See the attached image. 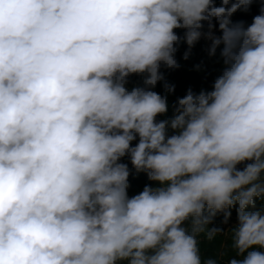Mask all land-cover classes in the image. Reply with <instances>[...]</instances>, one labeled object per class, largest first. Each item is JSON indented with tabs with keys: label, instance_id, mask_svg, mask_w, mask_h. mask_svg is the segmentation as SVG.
<instances>
[{
	"label": "clouds",
	"instance_id": "obj_1",
	"mask_svg": "<svg viewBox=\"0 0 264 264\" xmlns=\"http://www.w3.org/2000/svg\"><path fill=\"white\" fill-rule=\"evenodd\" d=\"M255 2L0 0V264H217L198 238L234 207L228 264H264V6L232 20ZM201 39L221 74L157 119ZM124 157L156 186L129 197Z\"/></svg>",
	"mask_w": 264,
	"mask_h": 264
},
{
	"label": "trees",
	"instance_id": "obj_2",
	"mask_svg": "<svg viewBox=\"0 0 264 264\" xmlns=\"http://www.w3.org/2000/svg\"><path fill=\"white\" fill-rule=\"evenodd\" d=\"M217 6L220 5V0H216ZM264 6V0H256L252 4L248 12L237 11L233 16V22H243L245 26L252 22V18L259 14L260 8ZM206 27V26H205ZM183 29H177L176 32L181 37L183 36ZM216 34L220 33L216 31ZM203 41H199L191 50L188 59H184V54L188 51V46L181 42L178 45V51L176 52V60L180 65L176 69H168L161 67V71L164 74L165 81L175 86V91L171 94L165 93L163 84L165 81L158 82L154 91L161 95H167L169 111L163 116H158L157 119L170 118L173 114V105L176 100L183 97L188 89H192L194 92L203 90H211L212 84L215 78L221 74L223 70V62L219 56V50H217L216 56L210 57ZM199 66V67H197ZM129 90L136 86H143V78L139 75H131L128 78L126 85ZM135 143V142H133ZM123 163L128 165L129 187L127 189L129 197L138 194L143 190L145 185L156 186L155 182L148 179L147 173L137 172L132 166L128 157L122 158ZM242 167V166H241ZM261 207H264V203H261ZM231 216L227 223H224V214H218L212 225L221 228L223 231L217 235L215 239L208 240L203 235L199 239V248L201 257L203 260L215 259L217 264H228V261L232 258H240L236 256L235 251L232 248V240L230 229L237 224V209L234 207L231 210ZM190 222H186L185 226H188Z\"/></svg>",
	"mask_w": 264,
	"mask_h": 264
},
{
	"label": "rangeland",
	"instance_id": "obj_3",
	"mask_svg": "<svg viewBox=\"0 0 264 264\" xmlns=\"http://www.w3.org/2000/svg\"><path fill=\"white\" fill-rule=\"evenodd\" d=\"M215 34H216V32H215ZM216 35H217V34H216ZM201 41H203V43H204V45H205L206 47L209 46V43H210V42H208V41H206V40H204V39H201Z\"/></svg>",
	"mask_w": 264,
	"mask_h": 264
}]
</instances>
